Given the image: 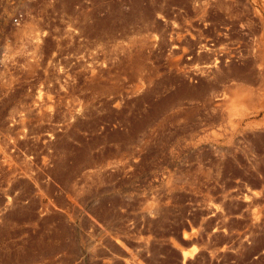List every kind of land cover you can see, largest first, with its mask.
<instances>
[{
    "label": "rangeland",
    "instance_id": "obj_1",
    "mask_svg": "<svg viewBox=\"0 0 264 264\" xmlns=\"http://www.w3.org/2000/svg\"><path fill=\"white\" fill-rule=\"evenodd\" d=\"M0 264H264V0H0Z\"/></svg>",
    "mask_w": 264,
    "mask_h": 264
},
{
    "label": "built area",
    "instance_id": "obj_2",
    "mask_svg": "<svg viewBox=\"0 0 264 264\" xmlns=\"http://www.w3.org/2000/svg\"><path fill=\"white\" fill-rule=\"evenodd\" d=\"M19 19H16L15 21L18 22Z\"/></svg>",
    "mask_w": 264,
    "mask_h": 264
}]
</instances>
